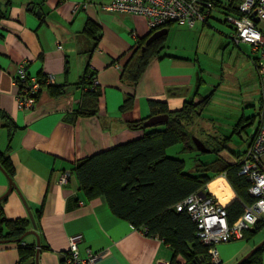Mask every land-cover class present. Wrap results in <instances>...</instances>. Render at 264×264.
<instances>
[{
  "label": "crops",
  "instance_id": "obj_1",
  "mask_svg": "<svg viewBox=\"0 0 264 264\" xmlns=\"http://www.w3.org/2000/svg\"><path fill=\"white\" fill-rule=\"evenodd\" d=\"M85 1L0 0V110L13 121L14 129L0 120V152L10 156L14 167L12 180L37 220L39 264H71L67 256L69 238L75 235H83L79 244L82 259L87 258L88 250L102 254L96 263L87 264H171L174 260L184 264V258L173 259V251L163 241L148 237L131 222L117 216L104 197L89 200L71 167L99 151L140 137L142 132L130 130L129 124L155 116L150 100L164 102L170 112H178L186 101L197 102L204 97L211 99L194 124L201 129L197 133L203 135L202 142L210 151L202 152L203 157L198 152L188 153L194 159L188 168L189 161L180 155L184 154L182 145L170 146L166 155L183 159L192 173L197 161L208 164L220 157L232 164L238 156L245 155L258 126L261 93L254 62L259 52L252 48L256 55L253 73L243 76L240 88H233L232 92L226 88L224 69L222 79L216 81L214 74L202 67V33L194 29L203 28L204 22H197L193 27L171 23L165 33L151 42L155 41L159 51L154 50L135 88L132 107L121 111L125 98L133 92L122 82L123 67L135 49L146 46L160 31L151 35L143 16L99 8L112 0H90L87 8ZM229 1L221 0L226 4ZM89 20L100 27L97 40L84 31ZM241 44L247 43H240L239 47ZM22 64L40 86L36 104L27 109L18 106L16 81ZM85 72L96 77V82L93 77L91 82L102 92L98 111L91 116L82 115L86 89L77 86ZM39 75L43 76V82ZM228 96L244 105L250 115L234 126L232 135L222 137L212 125L206 131L200 119L209 105L220 98L226 102ZM235 133L247 134L245 147L233 141ZM212 148L224 149L210 159ZM65 172L70 173V179L60 185L58 178ZM220 177L226 180L223 176L216 179ZM9 187L8 175L0 169V198ZM231 192L233 196H229L226 205L237 199L232 188ZM41 205L43 211L39 218L36 211ZM3 210L9 219L29 218L16 190L4 201ZM33 228L31 225L30 230ZM25 242L37 246L34 235H28ZM258 243L248 248L242 242L220 245L221 262L236 263ZM36 254L37 247L32 258L21 261L17 244H0V264H18L19 260L21 264H36Z\"/></svg>",
  "mask_w": 264,
  "mask_h": 264
},
{
  "label": "trees",
  "instance_id": "obj_2",
  "mask_svg": "<svg viewBox=\"0 0 264 264\" xmlns=\"http://www.w3.org/2000/svg\"><path fill=\"white\" fill-rule=\"evenodd\" d=\"M241 1L230 0L226 4L221 0H200L201 3H210L212 6L210 16L203 24H208L212 11L215 9L227 17L240 16ZM171 23L175 22L151 29V35L161 29L165 30ZM223 23L227 24L228 21L224 20ZM231 28L232 36L234 27L231 26ZM84 31L96 40L100 37L99 25L90 20L86 23ZM154 50L159 51L155 41L149 46H139L123 67L122 82L131 87L133 92L125 98L121 111H127L132 107L135 88L153 57ZM254 63L257 67L256 60ZM39 76L40 81L43 82V76ZM92 77L95 76L87 75L85 72L80 83L77 84L86 89L85 109L82 110L84 116L97 113L102 96L99 86L91 82ZM39 96L37 95L38 98ZM210 99L211 97H204L197 102L195 99L186 101L183 109L178 112H170L164 102L150 100L149 106L153 115H169V120L165 124L144 126L145 121L150 117L131 122L130 130L141 131L140 137L115 145L108 150L99 151L71 167V171L75 173L79 181L80 189L89 200L104 197L117 216L131 222L148 237L163 241L173 251V259L184 258V264L223 263L212 261L209 247L205 246L197 236L198 229L195 222L185 209L182 211L177 209L179 203L195 192L205 191L207 186L213 194L221 198L223 202H227L228 193L218 187L219 183H223L224 186L226 184L230 190L232 188L237 197L226 206L228 223L232 226L244 215L245 208L255 202L249 194V183L246 177L239 174L243 155L238 156L232 164L226 163L220 157L208 164L197 161L193 167V173L187 170L183 159L166 155V149L177 144L183 146L184 153H202L194 144V134L190 127L194 125L200 111ZM0 120L12 131L14 130L11 127L13 121L2 110H0ZM223 149L212 148L210 154L218 156L219 151ZM204 154H200L201 157ZM198 160L200 161V158ZM0 167L12 178L14 167L10 156L2 152H0ZM219 176L225 177L227 181L221 177L216 179ZM7 197L8 195H4L0 198V241L17 244L20 260H28L35 255L37 247L36 244L25 242L32 222L30 218H6L3 203ZM25 202L27 203L26 199ZM26 205L29 207L28 204ZM42 211L43 205L36 211L39 218ZM35 223L37 231L36 219ZM263 228L264 218L257 221L252 228L245 229L241 240L251 241ZM20 260L18 264H21ZM171 264L177 263L174 260ZM244 264H264V246Z\"/></svg>",
  "mask_w": 264,
  "mask_h": 264
},
{
  "label": "built area",
  "instance_id": "obj_3",
  "mask_svg": "<svg viewBox=\"0 0 264 264\" xmlns=\"http://www.w3.org/2000/svg\"><path fill=\"white\" fill-rule=\"evenodd\" d=\"M89 4L90 0H86L84 7L87 8ZM99 8L106 12L143 16L151 30L169 22L193 27L198 21L205 22L208 19L212 6L210 3L203 4L200 0H112L111 3L102 4ZM239 12L240 16L228 18L234 27L232 39L237 45L251 44L253 49L259 52L257 60L261 91L259 124L239 170V174L246 177L249 194L255 202L245 208L244 215L232 226L228 223L226 203L213 194L208 186L205 191L195 192L177 205L179 211L185 209L195 222L198 229L197 236L205 246L209 247V254L214 263L221 262L218 249L221 243L241 240L245 229L252 228L257 221L264 218V0H242L239 4ZM93 81L96 82V77ZM16 82L26 84V88L18 95L19 108H32L37 102L36 96L40 92V86L37 79L28 75L25 64L20 65ZM69 178L70 173L65 172L57 183L66 184ZM82 241L83 235L69 238V263H96L102 257L101 253L93 254L88 250L86 259L80 257L79 244Z\"/></svg>",
  "mask_w": 264,
  "mask_h": 264
},
{
  "label": "rangeland",
  "instance_id": "obj_4",
  "mask_svg": "<svg viewBox=\"0 0 264 264\" xmlns=\"http://www.w3.org/2000/svg\"><path fill=\"white\" fill-rule=\"evenodd\" d=\"M228 20V17L224 15L221 11L213 10L211 17L209 18L208 24H204L203 28L199 27L194 30L202 33L200 54L202 67L208 72L214 74L215 80L222 79L223 69L226 73V88H240V81L243 76L249 77L254 70L253 57H256L252 51L253 46L251 44H241L240 47L237 45L231 36L232 33V24L228 21L227 24H224L223 21ZM203 24V23H202ZM197 25V24H196ZM251 58V59H250ZM257 70V67H256ZM209 75V73H207ZM258 75V71H257ZM221 82V81H218ZM19 85V86H18ZM17 91H21L26 88V84H18ZM261 93V91H260ZM226 102L220 98L213 105H209L203 111V119H200L205 123V130L208 131L212 125L213 129L219 133L222 137L232 135L235 130L234 126L242 121V118H246L249 113L245 112L247 110L244 105L242 106L233 96L226 97ZM222 104L227 105L226 108L222 107ZM255 105H258V100L255 101ZM230 108V109H229ZM244 115H246L244 117ZM254 116H252L253 118ZM192 132L194 137H197L199 140H203V135L201 129L197 128L198 124L192 125ZM197 128V129H196ZM247 130V134L250 135L251 132ZM240 131V130H239ZM242 131V130H241ZM247 134L242 133L241 135L235 133L233 135V141H237L239 145H246ZM204 143V142H203ZM176 154V152H171ZM184 153V152H183ZM202 154V153H200ZM183 158L189 161L190 163L194 162L193 158H189L188 153L180 154ZM210 159L213 158L214 154H210ZM222 186V187H221ZM218 187L228 193L229 196H233L231 190L223 183H219ZM231 187V186H230ZM226 196V195H224ZM229 200V199H228ZM264 240V229L251 241L247 242L245 240H235L231 242L221 243L222 246H233L239 242L247 243V248L252 246L255 243H260ZM258 243V244H259ZM219 245V246H220ZM218 246V248H219ZM238 259V258H237ZM236 260V259H235ZM234 260V261H235ZM233 263V262H231ZM223 264H229L224 262Z\"/></svg>",
  "mask_w": 264,
  "mask_h": 264
},
{
  "label": "water",
  "instance_id": "obj_5",
  "mask_svg": "<svg viewBox=\"0 0 264 264\" xmlns=\"http://www.w3.org/2000/svg\"><path fill=\"white\" fill-rule=\"evenodd\" d=\"M255 20H257L256 17H255ZM165 32H166V30L163 29V30H160V32L153 35L147 41L146 46H149L150 43L155 39L156 36H158L162 33H165ZM168 119H169V116L167 114L155 115V116L150 117L147 121H145L144 126L153 127V126H158L160 124H165V122H167ZM252 136H254V135H252ZM193 140H194V144H195L196 148L200 152H209L210 151L206 148L205 144L201 140H199L197 137H193ZM0 169H1V167H0ZM8 178H9V182H10V187H9L8 192L5 195H9L13 190H16L17 193L20 195L21 199L23 200V203L25 204V206L28 210L29 218H30V221L32 222V225L34 228H33V230H30L29 232H27L26 235H34L37 238V254H36L35 262H36V264H39L38 257H39V248H40V238H39L38 233L36 232V223H35L33 213L30 210V208L26 205L27 203L25 202V199L23 198L22 193L20 192L19 188L16 186L15 182L9 176H8ZM1 243H6V242L0 241V244ZM263 246H264V240H262L259 244L255 245L246 255H244L240 260H238L234 264H244L246 260H248L257 251H259Z\"/></svg>",
  "mask_w": 264,
  "mask_h": 264
},
{
  "label": "bare ground",
  "instance_id": "obj_6",
  "mask_svg": "<svg viewBox=\"0 0 264 264\" xmlns=\"http://www.w3.org/2000/svg\"><path fill=\"white\" fill-rule=\"evenodd\" d=\"M229 17H230V16H229ZM229 17H228V18H229ZM231 17H238V16H233V15H232ZM227 21H228V20H227ZM258 120H259V119H258ZM258 124H259V121H258Z\"/></svg>",
  "mask_w": 264,
  "mask_h": 264
},
{
  "label": "clouds",
  "instance_id": "obj_7",
  "mask_svg": "<svg viewBox=\"0 0 264 264\" xmlns=\"http://www.w3.org/2000/svg\"><path fill=\"white\" fill-rule=\"evenodd\" d=\"M198 22H200V21H198ZM37 101V100H36ZM70 179V178H69ZM69 181V180H68Z\"/></svg>",
  "mask_w": 264,
  "mask_h": 264
}]
</instances>
